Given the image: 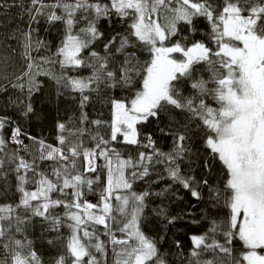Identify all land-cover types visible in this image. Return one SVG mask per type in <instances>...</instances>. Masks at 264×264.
I'll use <instances>...</instances> for the list:
<instances>
[{
	"label": "snow or ice",
	"instance_id": "1",
	"mask_svg": "<svg viewBox=\"0 0 264 264\" xmlns=\"http://www.w3.org/2000/svg\"><path fill=\"white\" fill-rule=\"evenodd\" d=\"M0 264H264V0H0Z\"/></svg>",
	"mask_w": 264,
	"mask_h": 264
},
{
	"label": "trees",
	"instance_id": "2",
	"mask_svg": "<svg viewBox=\"0 0 264 264\" xmlns=\"http://www.w3.org/2000/svg\"><path fill=\"white\" fill-rule=\"evenodd\" d=\"M17 9H11L10 12L14 15L16 13Z\"/></svg>",
	"mask_w": 264,
	"mask_h": 264
}]
</instances>
